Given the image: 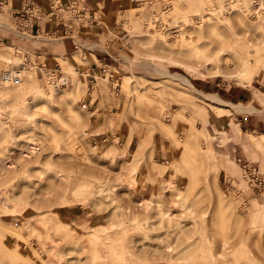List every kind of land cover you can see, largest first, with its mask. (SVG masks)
Returning <instances> with one entry per match:
<instances>
[{"label": "rangeland", "instance_id": "obj_1", "mask_svg": "<svg viewBox=\"0 0 264 264\" xmlns=\"http://www.w3.org/2000/svg\"><path fill=\"white\" fill-rule=\"evenodd\" d=\"M84 1L104 60L72 37L16 38V5L0 3V50L20 59L0 70L38 51L73 76L57 86L28 65L43 82L31 104L18 80L0 81L8 109L18 95L32 112L12 115L0 142V264H264V9L244 2L216 20L204 8L202 22L186 0ZM104 61L90 84L87 65ZM35 139V158L4 165Z\"/></svg>", "mask_w": 264, "mask_h": 264}, {"label": "built area", "instance_id": "obj_2", "mask_svg": "<svg viewBox=\"0 0 264 264\" xmlns=\"http://www.w3.org/2000/svg\"><path fill=\"white\" fill-rule=\"evenodd\" d=\"M138 1V0H134ZM152 1V0H146ZM4 0H0V3ZM20 4L14 7L11 15L13 21L11 28L14 36L22 40L37 38L41 41H56L59 38L72 37L74 39L75 48L87 49V54L94 55L97 59L98 54L95 53L97 42L86 41L88 37L84 36L86 29L93 28L99 25L98 17L91 8L87 6L84 0H49L48 10H43L40 4L35 3L33 0H20ZM47 25V26H45ZM84 36V37H83ZM86 37V38H85ZM91 51V52H90ZM37 58L32 63L29 56L23 54L24 58L15 66H11L0 72L2 82L9 84L16 81L22 75L24 68L32 64L37 70L42 73L48 80L56 81L58 73L57 64L49 66L46 58H41L40 52L34 51ZM109 63L106 61L101 65L91 66L87 65V75L90 84L100 74L102 76L107 74ZM78 71L84 75L82 68L78 65ZM57 86L61 84L67 85V81L55 82ZM86 107V104H83ZM240 160V159H239ZM243 171L251 180L250 187L253 186L257 190L263 187V178L257 171L252 162L243 163Z\"/></svg>", "mask_w": 264, "mask_h": 264}, {"label": "bare ground", "instance_id": "obj_3", "mask_svg": "<svg viewBox=\"0 0 264 264\" xmlns=\"http://www.w3.org/2000/svg\"><path fill=\"white\" fill-rule=\"evenodd\" d=\"M215 1V0H214ZM213 1V2H214ZM186 6H187V11L191 12L194 11L196 12V14H199V16H201V20L203 22V17H204V14L202 15L201 14V11L205 8L206 11L208 12L207 16H206V19L209 18V15L211 17V15L216 19V20H222L223 18L227 17L228 16V12H224V10H228V9H233L234 6H236V8H238V4L240 5L241 3H244L246 2V7L245 8V11H250L252 9H264V0H238V1H232V0H229V6H224V5H215L214 3H212V0H208L207 1V4H206V1L205 0H186ZM248 2V3H247ZM227 4V3H226ZM242 7V6H241ZM239 7V8H241ZM235 8V7H234ZM235 8V9H236ZM204 9V10H205ZM248 9V10H247ZM242 10V9H240ZM238 10V11H240ZM230 12V10H228ZM243 11V10H242ZM259 10H257L256 12H258ZM186 12V11H185ZM223 14H222V13ZM233 12V11H231ZM241 12V11H240ZM210 13V14H209ZM242 13V12H241ZM263 13V12H262ZM189 14V13H188ZM230 14V13H229ZM261 14V13H260ZM191 19V18H190ZM254 19V18H253ZM213 20V18H212ZM191 21V20H190ZM199 23V24H202ZM230 28V27H229ZM249 54L247 53L245 57L248 58ZM220 57V55H217L216 56V59H218ZM16 58L15 57H10L9 55L5 54L3 50H0V62L1 63H6L9 59H12V61H16V60H20L18 57V59L14 60ZM71 65L67 64V63H64L63 64V67L62 69H59L58 70V75H57V78H56V81L55 82H61V81H67V82H71L72 81V74L70 73L71 72ZM248 63L246 64V69L243 71V73H246V71L248 70L247 68ZM31 66H26L22 72V75L20 76V78H18L16 81L15 84V90L12 91L13 93H16V92H20L23 88H27L29 91H30V97L28 98V101H29V104H31L34 100V95L36 93H38L40 90L43 89V82H40L41 79H36L35 75L32 73V70L33 68ZM250 67V66H249ZM7 68H1L0 72L5 70ZM250 70V69H249ZM25 71V72H24ZM27 74V78L24 80L23 77L24 74ZM48 80V79H47ZM0 81L2 82L1 80V74H0ZM54 81V80H53ZM52 81V82H53ZM12 82V83H14ZM49 82V81H48ZM69 82V83H70ZM12 83H9L8 85H12ZM68 83V84H69ZM53 86V85H52ZM54 87V86H53ZM55 88V87H54ZM46 94H48V91H46ZM6 97V91H1L0 89V99H2V97ZM24 100L19 98L18 95H16L14 101L11 103V109H8L7 108V105L6 103H4L3 101L0 100V142L2 140H11L12 137H14V133L12 132L13 131V128L14 126L17 124L16 120L13 119L12 115L14 114H21L23 116V118H26L27 120L31 119L30 116L32 115L31 113V108L23 102ZM197 136V135H195ZM186 144H188L189 146H191L190 143H192L193 145H195L197 143V139L196 137H194V135H192V137L186 139L185 141ZM184 145V143H182ZM184 145V146H188V145ZM25 146H22L20 148V157H19V160L18 161H15L14 159H10V156H7L6 158L3 159V163L4 165L7 167V168H11V167H17L18 164L20 163L19 161L24 159V160H28V159H32V158H35L36 154L40 151V149L43 147V144L41 141L39 140H31V141H27L25 144ZM199 148H197L198 150ZM191 150H189L188 152H190ZM199 151V150H198ZM201 151V150H200ZM190 156H191V152L189 153ZM194 154V153H193ZM197 154V153H196ZM201 154V153H200ZM187 155V154H186ZM203 155V154H202ZM200 156V155H199ZM194 157V156H193ZM197 157V156H195ZM190 158V157H189ZM188 158V159H189ZM205 158V156H204ZM193 159V158H191ZM194 160V159H193ZM192 160V161H193ZM195 161V160H194ZM193 161V162H194ZM197 161V159H196ZM203 162V161H202ZM201 162V163H202ZM195 163V162H194ZM199 163V162H198ZM205 163V162H204ZM202 163V164H204ZM134 165V164H133ZM194 165H197V162L194 164ZM199 165V164H198ZM197 165V166H198ZM202 166V165H201ZM195 167V166H194ZM200 167V166H199ZM134 168V166H133ZM198 168V167H197ZM202 168V167H201ZM193 169V168H192ZM195 170V169H194ZM205 170V169H204ZM212 171V170H211ZM3 171L1 170V173ZM144 181H147L146 179L143 180Z\"/></svg>", "mask_w": 264, "mask_h": 264}, {"label": "crops", "instance_id": "obj_4", "mask_svg": "<svg viewBox=\"0 0 264 264\" xmlns=\"http://www.w3.org/2000/svg\"><path fill=\"white\" fill-rule=\"evenodd\" d=\"M4 1H6V0H4ZM20 0H16V2H14V0H13V5L15 4L16 6L17 5H19L20 3ZM41 6H43V10H48V8H49V0H41V1H39L38 2ZM256 144H258L257 142H256Z\"/></svg>", "mask_w": 264, "mask_h": 264}]
</instances>
